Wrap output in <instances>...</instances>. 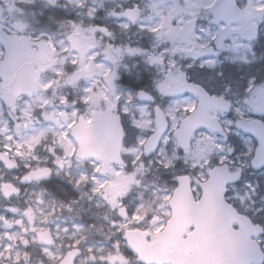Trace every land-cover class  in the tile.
Segmentation results:
<instances>
[{"label": "rangeland", "instance_id": "1", "mask_svg": "<svg viewBox=\"0 0 264 264\" xmlns=\"http://www.w3.org/2000/svg\"><path fill=\"white\" fill-rule=\"evenodd\" d=\"M147 4L151 5L147 8L145 22L141 24L144 27L151 25L156 39L146 32L145 39L139 44L119 45L116 52L120 56H97L88 52L86 47L68 56H61L62 50L54 49L57 43L45 40L37 42L31 38L18 39L14 32L9 31L10 35H7L0 31V64L10 78L25 60L42 66L41 58L45 56L49 59L48 74L38 80L32 98L12 97L8 82L0 79V148H5L13 157L20 159L24 166L49 163L53 175L65 179L75 194L62 203L38 187L9 201L0 199V264H59L72 248L80 249L73 264H122L121 258L126 259V264H141L136 256H125L124 232L136 228L146 230L150 232L149 239L153 240L154 235L163 228L170 215L168 202L175 185L163 181L162 175L170 170L162 166L161 161L166 165L175 164L178 160L191 161L196 152L180 155L176 151L179 143L175 139V144H169L166 148L161 144L163 151L158 149L149 158H143L146 138L138 143L136 137L147 135L144 129L150 121L143 116L136 121L141 128L137 133L129 126L128 117H124L126 143L123 144V154L128 164L125 167L113 166L111 173L105 175L99 173L101 163L97 159L75 158L77 143L71 132L79 115L84 117L86 124H90L104 108L117 112V99L132 91L117 81V74L122 76V70L127 73L125 80L135 83L147 72L153 84L159 81L164 92L182 86L183 82L178 85L167 77L160 81L157 69L149 63V57L156 54V43L160 39H171L177 32L170 21L180 11L174 4L170 6L168 0H152ZM262 6L263 0H252L250 7L253 16L244 22L248 30L251 23L260 18ZM184 10L182 8L181 11ZM165 24L168 26L165 27ZM261 29L264 38V25ZM245 49L246 45L236 54L237 59L245 57ZM260 50L261 45L256 46L255 62L264 56ZM133 53L142 56H131ZM137 58H140V62L136 66L134 60ZM114 63L118 66L117 70L113 68ZM78 69L83 70L85 75L81 81L73 84L70 77ZM133 69L136 74L132 73ZM260 75L264 76V70L260 69ZM254 95L258 102L252 103L250 97L249 109L258 111L264 99L259 89ZM44 116L54 120L44 119ZM233 131L240 132V135L230 137L237 153L244 152L249 139L251 147L255 148L252 138L246 137L239 129ZM201 140L206 142L204 147H207L210 138L199 133L194 148H200ZM200 152L203 154V148H200ZM249 161L237 168L249 174ZM195 162L199 163V159ZM189 174L192 181L197 183L206 178L199 172ZM4 176L0 172V179ZM259 177L262 179L257 181L261 182L258 183L259 189L256 187V178L248 175L240 184L231 187L230 194L245 197L250 192L246 182H250L256 191L251 198L258 207L262 202L261 197H264V177ZM192 187L198 197L200 191L195 185ZM236 203L238 206L252 207L250 201L238 200ZM69 204L71 210L64 206ZM122 206L127 209V219L117 214ZM47 229L56 241L54 246L39 240L41 233ZM103 233L104 239L101 238ZM113 256H117L118 260L111 262Z\"/></svg>", "mask_w": 264, "mask_h": 264}, {"label": "snow or ice", "instance_id": "2", "mask_svg": "<svg viewBox=\"0 0 264 264\" xmlns=\"http://www.w3.org/2000/svg\"><path fill=\"white\" fill-rule=\"evenodd\" d=\"M174 4L185 9L171 18L170 23L177 28V32L171 39H160L156 43V54L149 57V63L157 69L160 81L167 77L178 85L183 82L182 86L164 92L157 81L151 85V89H140L139 96L136 92L129 91L117 99L116 110L120 115L122 127L123 118L128 117L129 126L137 133L141 128L136 121L142 116L150 121L149 126L144 129L147 135H137L138 143L141 139L155 134L156 126L162 118L163 126L156 139V148L160 151H163L161 144L165 148L169 144H175L178 132L183 130L187 123L199 121L192 128L187 146L181 144L176 148L180 155L195 151L196 155L191 161L178 160L175 164L167 165L161 161L162 166L169 168L172 183L179 185L178 176L199 172L207 177L210 175V169L231 172L250 160L255 154L251 140L247 141L248 146L243 153H237L236 147L230 142L232 135H240V132H234V129L251 132L256 137V145L264 146V129L256 130L245 125V121L264 116V111L249 109L250 97L252 103L258 102L254 95L258 89L264 99V76L260 75L259 68L255 69L254 73L242 71L245 66H251L257 60L256 45L264 46V38L261 37L264 16L253 21L248 30L243 17L233 19L222 13L228 8L239 12L250 4V0H187V3L186 0H174ZM167 26L165 24V27ZM139 27L140 31L149 32L154 40L156 39L151 25ZM245 45V57L237 59L236 54ZM259 59L264 61V56ZM226 66L229 69L239 67L241 70L228 71ZM145 92H148L147 99L150 101L147 107L144 99H141ZM161 100L164 103H160ZM261 124H264V121H261ZM199 133L210 138L207 147H204V140L199 141L203 154L200 148H194ZM196 159H199V163L195 162ZM250 166L256 167L255 164ZM172 169L175 171H171ZM238 179L239 177H234L232 183ZM192 185H195L198 191H203V185L189 180V187ZM246 187L250 192L245 197L231 195L227 188L225 189L227 202L233 207H238L247 217L246 222L241 221L243 226L240 231L233 234L247 246L249 258H237L232 264H264V197H261L260 205L255 206L257 202L251 198L256 194L255 188L250 182H246ZM238 200L250 201L252 207L238 206ZM191 226L197 227L195 224Z\"/></svg>", "mask_w": 264, "mask_h": 264}, {"label": "water", "instance_id": "3", "mask_svg": "<svg viewBox=\"0 0 264 264\" xmlns=\"http://www.w3.org/2000/svg\"><path fill=\"white\" fill-rule=\"evenodd\" d=\"M136 11L132 10L129 13L135 15ZM126 13L122 16L127 17L129 14ZM222 15L233 19L240 17L247 19L250 14L245 9L238 12L228 8ZM3 73L0 67V74ZM41 73L42 70L33 71L31 64L25 63L17 70L14 81L10 84V92L16 97L20 95L31 97L35 88L34 76ZM83 75L82 71L75 72L73 82L80 80ZM147 97L143 96L144 99ZM197 122L199 121L187 123L183 130L178 132L176 139L180 145L187 146L192 128ZM245 125L256 130L264 129V125L258 120L245 121ZM162 126L163 120L160 118L155 134L149 136L144 144L145 156L154 152L152 149H157L156 139ZM72 132L78 144L76 157L79 159L93 157L101 160L100 172L109 173L111 164H125L121 155L124 129L119 114L105 109L99 114L96 122L88 126H85L83 117H80ZM248 133L252 135L251 132ZM0 157L7 167L15 166L16 163L10 161L7 155L1 154ZM251 164L256 165L253 168L264 165V146H257ZM50 174V168L32 170L23 181L49 178ZM240 175L239 172L230 174L224 169L211 170L208 179L201 184L203 191L199 201L194 200L189 187V176L178 177L180 183L170 200L172 215L164 229L156 235L152 243L147 242L148 232L129 230L125 234L128 247L144 264H232L237 258H249L247 246L233 234L240 231V227L243 226L241 221L246 222L247 217L238 213L225 199L227 184L232 183L234 177L240 178ZM2 191L6 197L19 193L11 184L3 185ZM118 213L124 219L128 217L125 207L120 208ZM234 223L238 225L237 228L233 227ZM193 224L197 227H192ZM188 228L193 230L183 239L182 236ZM40 240L50 245L54 244L48 230L42 233ZM79 252V249L70 250L61 264H73V259Z\"/></svg>", "mask_w": 264, "mask_h": 264}, {"label": "flooded vegetation", "instance_id": "4", "mask_svg": "<svg viewBox=\"0 0 264 264\" xmlns=\"http://www.w3.org/2000/svg\"><path fill=\"white\" fill-rule=\"evenodd\" d=\"M147 2L151 3L152 0H0V31L7 35H10L9 31L14 32L18 39L31 38L37 42L45 40V42H51L52 44L57 43L54 49L56 51L62 50V54L60 52L61 56H68L70 53L78 52L83 47H86L88 52L97 54V56H120V53L116 52L119 45L126 43L131 45L139 44L145 39L146 32L140 31L139 26H143L141 23L145 22L147 8L151 5L147 4ZM168 3L172 6L171 4H174V0H168ZM251 3L252 0L245 7L249 8L253 15L254 12L250 7ZM175 8H178L179 11L182 10L180 7L175 6ZM132 9H138L135 15L130 13L127 17L125 15L122 16V14L129 13ZM259 15V17H262L261 12ZM83 56H85V53ZM131 56L142 55L133 53ZM138 59L140 58L134 60L136 65H139L138 62L140 60ZM25 61L21 62V64ZM31 63L34 67H42L44 70L43 75L36 79L38 84V80L48 74L49 59L45 56L42 57V66L34 64L32 61ZM117 67V64L114 63L113 68L117 70ZM144 73V76L140 79L143 83V88L151 89L149 74L147 72ZM121 74H124V70L121 71ZM7 75L10 79L8 73ZM117 78L122 79L119 74H117ZM0 79L4 81L3 78ZM9 79L4 82L9 83ZM70 81L72 83V77H70ZM130 90L132 89L130 88ZM16 99H27V97L22 96ZM258 111H264V109L261 108ZM258 119L264 121V116ZM1 152H5L17 162L15 168L8 169L0 160V172L5 175L0 179L1 199L11 200L16 196H22L28 191L38 188L41 181L31 180L24 182L23 179L30 170L48 167L50 166L49 163H30L24 166L20 159L13 157L5 148H0ZM250 170L249 174L238 168L231 171H240L241 179L228 186L229 193L231 187L240 184L245 176L255 177L256 184L261 179L259 175L264 177V167L259 170H254L250 167ZM166 182L168 183V181ZM6 183L18 188V195L6 198L2 193V187ZM198 183L201 184V182Z\"/></svg>", "mask_w": 264, "mask_h": 264}, {"label": "trees", "instance_id": "5", "mask_svg": "<svg viewBox=\"0 0 264 264\" xmlns=\"http://www.w3.org/2000/svg\"><path fill=\"white\" fill-rule=\"evenodd\" d=\"M256 46H259V44H257ZM263 51L264 53V46H261V50L259 52ZM262 69L264 70V61L260 60L259 62H254L251 66H245L242 71L244 73H249V72H253L255 71V69ZM226 69L229 71H234L236 72L238 68L236 69H229L226 66ZM130 85L137 87L138 85L135 84V82L130 81L129 82ZM44 186L51 191V193H53V195L60 201L64 202V201H68L69 199L73 198L75 196L74 192L70 190V188L67 187V185L65 184V182L60 181L59 179H50L47 181L43 182ZM103 236H101L102 239H104V233L102 234ZM126 248V247H125ZM129 256H131V252L127 249L126 250ZM40 253V252H38ZM39 256V255H37Z\"/></svg>", "mask_w": 264, "mask_h": 264}, {"label": "clouds", "instance_id": "6", "mask_svg": "<svg viewBox=\"0 0 264 264\" xmlns=\"http://www.w3.org/2000/svg\"><path fill=\"white\" fill-rule=\"evenodd\" d=\"M71 182V181H70ZM65 207H68L69 208V210H71V205L69 204V205H64Z\"/></svg>", "mask_w": 264, "mask_h": 264}]
</instances>
